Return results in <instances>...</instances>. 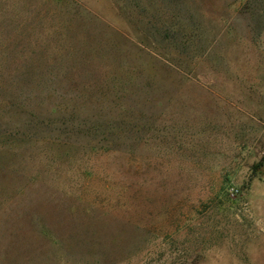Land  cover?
<instances>
[{"label":"rangeland","instance_id":"rangeland-1","mask_svg":"<svg viewBox=\"0 0 264 264\" xmlns=\"http://www.w3.org/2000/svg\"><path fill=\"white\" fill-rule=\"evenodd\" d=\"M0 264H264V0H0Z\"/></svg>","mask_w":264,"mask_h":264}]
</instances>
